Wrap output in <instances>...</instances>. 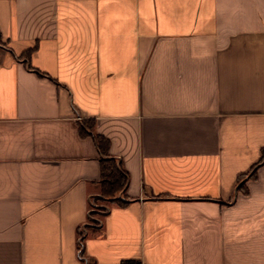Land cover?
<instances>
[{
	"label": "crops",
	"instance_id": "1",
	"mask_svg": "<svg viewBox=\"0 0 264 264\" xmlns=\"http://www.w3.org/2000/svg\"><path fill=\"white\" fill-rule=\"evenodd\" d=\"M0 264H264V0H0Z\"/></svg>",
	"mask_w": 264,
	"mask_h": 264
},
{
	"label": "trees",
	"instance_id": "2",
	"mask_svg": "<svg viewBox=\"0 0 264 264\" xmlns=\"http://www.w3.org/2000/svg\"><path fill=\"white\" fill-rule=\"evenodd\" d=\"M79 123L81 134L92 137L100 157L101 194L93 201L92 211L89 214L90 223L97 225L98 220L93 215L106 213L112 205H125L128 203L126 192L129 174L120 159L109 155L110 140L94 131V121L84 120ZM90 223L86 224L84 228L90 226ZM85 235L84 232H79L80 256L82 255V242Z\"/></svg>",
	"mask_w": 264,
	"mask_h": 264
}]
</instances>
